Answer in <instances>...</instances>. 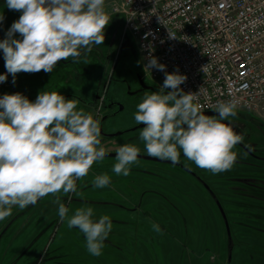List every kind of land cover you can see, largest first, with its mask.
Listing matches in <instances>:
<instances>
[{"label":"rangeland","instance_id":"obj_1","mask_svg":"<svg viewBox=\"0 0 264 264\" xmlns=\"http://www.w3.org/2000/svg\"><path fill=\"white\" fill-rule=\"evenodd\" d=\"M118 2L105 0L110 19L104 44L93 46L87 53V65L83 59L78 63L71 58L60 61L54 69L56 77L44 83L34 82L32 73H18L15 82L7 74V80L0 83V96L19 92L34 101L40 91H56L67 99L78 100V108L99 122L106 116L101 125L105 133L138 126L134 121L137 104L145 92L160 89L146 77L153 89L138 85L140 60L134 40L121 34L123 17L113 12ZM0 12L4 16L0 22L4 40L21 12L12 10L7 15L2 8ZM14 38L21 37L16 33ZM4 63L2 58L0 75L7 73ZM226 121L244 128L249 135H244L243 143L264 156V125L260 120L237 110V116ZM142 127L112 137L101 135V144L107 152H116L111 142L118 139L135 144L140 154L147 155L139 139ZM234 151L238 159L233 168L218 174L197 167L183 155L194 175L168 162L138 158L130 175L118 176L112 172L115 157L106 156L77 181L79 196L59 194L60 201L69 208V216L77 208L90 206L93 220L105 215L127 219L122 225L112 223L102 255L88 254L84 234L60 221L58 204L53 202L56 197L50 194L24 209L14 206L12 214L0 220V264H226L228 255L229 264H264V160L245 157L236 148ZM104 173L111 177L110 185L95 188L94 177ZM150 186L162 192L158 195L162 201L144 190L139 193L142 207L138 205L134 211L114 208L115 202L124 197L134 196L136 201L138 192ZM132 198L130 203H123L131 206ZM216 201L224 212L228 232ZM152 223L160 226L162 234L152 230Z\"/></svg>","mask_w":264,"mask_h":264},{"label":"clouds","instance_id":"obj_2","mask_svg":"<svg viewBox=\"0 0 264 264\" xmlns=\"http://www.w3.org/2000/svg\"><path fill=\"white\" fill-rule=\"evenodd\" d=\"M6 6L21 15L0 41L7 70L0 75V83L7 74L15 82L21 72L52 73L69 58L74 63L83 59L87 65V53L104 44L110 19L105 0H6ZM3 19L0 12V22ZM16 33L21 38H14ZM169 36L175 38L170 32ZM152 68L165 72L166 66L150 57L144 71ZM186 80L178 71L165 72L160 90L145 92L134 113L135 123L144 125L139 139L150 157L176 164L182 152L213 174L229 171L238 159L234 148L243 143L244 135L224 121L237 116L238 102H218L217 115H205L198 103L200 91L186 93L180 88ZM78 105V100L56 91H40L34 101L19 92L0 96V220L9 217L14 206L24 209L51 194L56 197L53 202L58 204L60 221L69 229L78 228L86 238L87 251L99 257L112 230L111 219L105 215L93 220L90 206L77 208L69 216L59 195L79 196L77 181L108 155L101 144L99 121ZM139 155L135 144L118 147L112 172L127 177ZM92 183L105 188L111 177L96 175ZM151 227L162 234L158 224Z\"/></svg>","mask_w":264,"mask_h":264},{"label":"built area","instance_id":"obj_3","mask_svg":"<svg viewBox=\"0 0 264 264\" xmlns=\"http://www.w3.org/2000/svg\"><path fill=\"white\" fill-rule=\"evenodd\" d=\"M113 12L136 44L142 77L160 89L165 72L178 71L184 92L200 91L202 112L236 100L264 125V0H119ZM150 57L165 72L146 73Z\"/></svg>","mask_w":264,"mask_h":264},{"label":"flooded vegetation","instance_id":"obj_4","mask_svg":"<svg viewBox=\"0 0 264 264\" xmlns=\"http://www.w3.org/2000/svg\"><path fill=\"white\" fill-rule=\"evenodd\" d=\"M1 8H2V10H3L5 13H8L7 15H10V12H11L12 10H10V9L7 8V6H6V0H0V11H1ZM0 29H1V31H2L1 26H0ZM2 33H3V31H2ZM0 39H1V37H0ZM2 41H3V35H2ZM0 52H1V59H0V68H1V65H2V58H3V51L0 50ZM142 79H143V81H144L145 84H147V85H151V84L148 82V80H146L144 77H142ZM137 82H138V80H137ZM138 85L140 86L139 82H138ZM151 86H152V85H151ZM140 87H141V86H140ZM244 116H247V115L244 114ZM102 118H103V117H102ZM102 118L100 119V122H99L100 125H102V123H103L104 120H105V119L102 120ZM224 122H225V123H230V122H228V121H224ZM234 124H235V123H234ZM234 124L230 123V126L233 127V129H234V131H235L236 133H238V134H242V135H246V136L248 137L249 133L243 132V129H244V128H242L240 125H234ZM235 148H236L237 150H241V151H243L244 153L247 152V153H248L247 155H248L249 157L253 158V159H257V160H261V161L264 160V156L256 154V153L252 150V148H250L248 145H246V144H244V143L238 144ZM182 157H183V153L181 152L179 163L173 164L171 161H168V163L174 165L175 167L180 168L181 170H183V171H185V172H187V173H190L191 175H194V174L191 173V172L194 173V171H192V169L186 165V163L183 161ZM163 162H167V161H163ZM184 168L189 169V171H191V172L186 171ZM154 174H155V173H154ZM159 176L164 177V176H166V173H165V174H162V175H159ZM198 181H199V180H198ZM204 188H205V187H204ZM206 189H207V188H206ZM144 190H148L147 192H148L149 194H153L154 196H158L159 193H162L161 191L156 190V189H155V186H153V187L150 186V187H147V189H143L142 191L138 192V194H139V193H143ZM207 191H208L209 194L211 193V191H210L209 189H207ZM154 196H151V198H153ZM159 197H160V199H161V201H162L163 198H162L161 196H158V199H159ZM131 198H132V196H131V197L128 196V197H124V198H122L123 201L115 202V207H114V208H115V209H125V210H131V211H134V210L138 209V205H139L140 207H142V205L144 204V202H143L142 197L140 196V194L138 195V198H136V201H135V198H134V196H133V198H132L133 201H132L131 206H127L126 204L123 203L124 200L126 201V203H130V202H129V199H131ZM154 199H157V198L154 197ZM215 204H216V202H215ZM160 210H161V209H160ZM111 221H112V223H114V224H116V223L118 222V223H120V225H122L121 222L127 221V219H123V218H111ZM163 222H164L165 224H168L169 221L166 222V221L164 220ZM159 224H161V222H159Z\"/></svg>","mask_w":264,"mask_h":264},{"label":"water","instance_id":"obj_5","mask_svg":"<svg viewBox=\"0 0 264 264\" xmlns=\"http://www.w3.org/2000/svg\"><path fill=\"white\" fill-rule=\"evenodd\" d=\"M2 35H3V33H2V31H1V29H0V37H1L0 41H2ZM0 59H1V52H0ZM136 77H137V80H138V82H139L141 88H143V89H145V90H152V89H153V86H151V85H147V84L144 83V81H143V79H142V75L137 74ZM121 108H122V107L120 106V109H121ZM203 113H204L205 115H209V116L217 115V113H215V111H206V112H203ZM105 118H106V116H104V117L102 118V120H104ZM224 123H225V122H224ZM138 126H144V125H138ZM138 126H135V127L131 128V129H128V130H134V129L137 128ZM100 130H101V135H102V136H105V137L117 136V135L121 134L122 132H126V131H128V130H125V131H118V132H114V133H105V132L102 131V127H101V125H100ZM115 155H116V152H108V155H107V156L115 157ZM138 158H145V159H150V160H155V161H167V160H161V159H159V158H154V157H150V156H148V155H143V154H140ZM167 162H168V161H167ZM184 169H185L186 171H188V172H191V171H189V169H187V168H184ZM191 173L194 174L193 172H191ZM203 186H204L205 188L208 189V185H207L206 183H203ZM216 205H217V207L219 208V210H220V212H221V215H222L223 218H224L226 231L228 232V225H227V222H226V219H225L224 212H223V210H222V208H221V205L219 204L218 201H216ZM229 263H230V255H228V257H227V261H226V264H229Z\"/></svg>","mask_w":264,"mask_h":264},{"label":"crops","instance_id":"obj_6","mask_svg":"<svg viewBox=\"0 0 264 264\" xmlns=\"http://www.w3.org/2000/svg\"><path fill=\"white\" fill-rule=\"evenodd\" d=\"M65 62V61H64ZM64 62H61L63 65H64ZM65 64H67L68 65V62H66ZM58 72V71H57ZM26 75H24V76H27V75H29V73H25ZM31 74V73H30ZM55 74L56 73H54V71L52 72V73H45L44 71H40V72H38V73H32L31 75H32V80L34 81V82H36V83H44L45 81H47V80H49V79H53L54 77H56L55 76ZM112 144H113V146L112 147H114V148H118V147H120V146H122L123 144H125V143H122V142H120V141H118V139L117 140H113L112 142H111ZM129 143V142H128ZM116 210H119L120 211V209H116ZM121 224H124V222L122 223L121 222ZM117 225H120V223H116V226ZM119 252H120V250H118ZM88 254H90V253H88ZM87 254V255H88ZM85 255V254H84ZM78 264H82V263H78Z\"/></svg>","mask_w":264,"mask_h":264}]
</instances>
